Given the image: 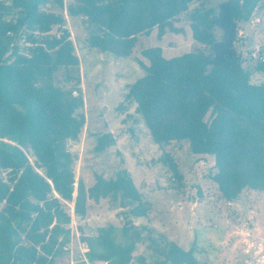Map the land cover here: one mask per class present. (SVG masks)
<instances>
[{"label":"trees","instance_id":"1","mask_svg":"<svg viewBox=\"0 0 264 264\" xmlns=\"http://www.w3.org/2000/svg\"><path fill=\"white\" fill-rule=\"evenodd\" d=\"M260 9L264 0H0V264H69L72 218L84 252L71 264H212L171 240L150 239L152 263L133 255L148 203L125 167L93 171L90 185L76 179L68 142L79 140L85 115L64 26L78 21L89 47L126 58L138 35L179 33L174 22L185 17L192 50L165 58L160 47L143 49L144 73L124 98L157 145L183 141L211 155V179L231 202L243 190L264 194V61L242 54L239 35ZM91 136L95 153L114 144L109 131ZM164 160L179 178L169 153ZM101 200L118 210L119 227L84 223Z\"/></svg>","mask_w":264,"mask_h":264},{"label":"rangeland","instance_id":"2","mask_svg":"<svg viewBox=\"0 0 264 264\" xmlns=\"http://www.w3.org/2000/svg\"><path fill=\"white\" fill-rule=\"evenodd\" d=\"M219 1L206 0V5ZM174 26L180 28L179 33L166 31L157 38L154 28L148 35H138L131 55L126 58L89 47L78 21L64 26L70 31L79 61L78 86L85 115L79 140L68 142L75 155L76 179L81 175L90 185L93 171L108 175L118 166L126 168L148 203L146 216L135 221L142 227V238L133 255H143L149 263L155 259L152 238L160 246L171 240L184 250L193 247L198 259L212 264H264V194L243 190L234 201L223 199L211 179L215 171L213 157L190 153L183 141L157 145L136 112L135 103L124 98L129 84L144 73L136 62L140 59L147 63L141 55L143 49L160 47L165 58L192 50L195 42L185 17L180 16ZM241 32L247 41L241 47L243 55L255 46L264 48V9L257 10L242 25ZM259 79L257 76L253 81ZM75 91L72 95H77ZM99 130L109 131L114 139V144L103 153L92 151L91 134ZM164 153H169L176 163L179 178L164 160ZM117 211L101 200L84 223L93 227L112 223L119 227L121 217ZM70 232L69 264L73 262V253L77 250L81 254L84 249L73 218Z\"/></svg>","mask_w":264,"mask_h":264},{"label":"built area","instance_id":"3","mask_svg":"<svg viewBox=\"0 0 264 264\" xmlns=\"http://www.w3.org/2000/svg\"><path fill=\"white\" fill-rule=\"evenodd\" d=\"M241 31L239 32V35H241ZM242 44L243 45H247V41L246 40H243L242 41ZM249 56L251 59L253 60H259V61H264V56L260 53V49L255 46L253 47L252 49H249ZM72 93H76L75 90L72 91ZM83 252H84V249L82 250V253H81V256L83 257Z\"/></svg>","mask_w":264,"mask_h":264},{"label":"water","instance_id":"4","mask_svg":"<svg viewBox=\"0 0 264 264\" xmlns=\"http://www.w3.org/2000/svg\"><path fill=\"white\" fill-rule=\"evenodd\" d=\"M251 19V18H250Z\"/></svg>","mask_w":264,"mask_h":264}]
</instances>
